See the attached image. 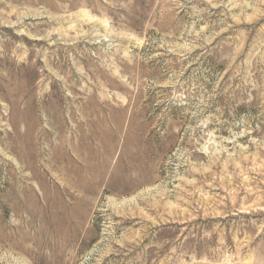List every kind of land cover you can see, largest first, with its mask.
Returning a JSON list of instances; mask_svg holds the SVG:
<instances>
[{
  "label": "rangeland",
  "instance_id": "374dc122",
  "mask_svg": "<svg viewBox=\"0 0 264 264\" xmlns=\"http://www.w3.org/2000/svg\"><path fill=\"white\" fill-rule=\"evenodd\" d=\"M0 264H264V0H0Z\"/></svg>",
  "mask_w": 264,
  "mask_h": 264
}]
</instances>
